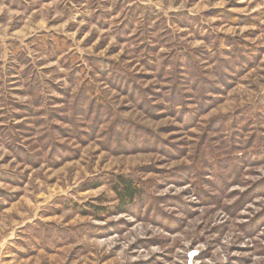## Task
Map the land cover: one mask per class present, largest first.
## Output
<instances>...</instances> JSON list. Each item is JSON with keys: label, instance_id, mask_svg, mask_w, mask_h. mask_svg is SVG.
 Wrapping results in <instances>:
<instances>
[{"label": "rangeland", "instance_id": "1", "mask_svg": "<svg viewBox=\"0 0 264 264\" xmlns=\"http://www.w3.org/2000/svg\"><path fill=\"white\" fill-rule=\"evenodd\" d=\"M0 264H264V0H0Z\"/></svg>", "mask_w": 264, "mask_h": 264}, {"label": "trees", "instance_id": "2", "mask_svg": "<svg viewBox=\"0 0 264 264\" xmlns=\"http://www.w3.org/2000/svg\"><path fill=\"white\" fill-rule=\"evenodd\" d=\"M113 188L119 200L118 212H126L143 195L142 188L133 179L124 176L117 177Z\"/></svg>", "mask_w": 264, "mask_h": 264}]
</instances>
